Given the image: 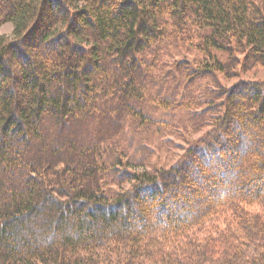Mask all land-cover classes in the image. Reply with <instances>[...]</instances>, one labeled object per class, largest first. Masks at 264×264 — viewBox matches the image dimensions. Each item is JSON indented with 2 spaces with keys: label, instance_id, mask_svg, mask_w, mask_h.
I'll list each match as a JSON object with an SVG mask.
<instances>
[{
  "label": "trees",
  "instance_id": "1",
  "mask_svg": "<svg viewBox=\"0 0 264 264\" xmlns=\"http://www.w3.org/2000/svg\"><path fill=\"white\" fill-rule=\"evenodd\" d=\"M6 22L0 264H264V80L205 81L264 67V0H0Z\"/></svg>",
  "mask_w": 264,
  "mask_h": 264
},
{
  "label": "rangeland",
  "instance_id": "2",
  "mask_svg": "<svg viewBox=\"0 0 264 264\" xmlns=\"http://www.w3.org/2000/svg\"><path fill=\"white\" fill-rule=\"evenodd\" d=\"M15 31V25L13 22H6L3 25L0 26V37H12L14 35ZM201 53L198 52L193 46H185L180 47L178 50H174V53L171 55H168L170 61L174 60H185L189 61L193 65H196L195 63L196 59H199L201 57ZM236 58L239 59V61H242L244 58V53L239 52L237 53ZM200 60V59H199ZM171 63V62H170ZM207 79L205 80L209 85V87L215 88L219 86H226L230 87L234 84L238 83L241 79H262L264 80V67H258V66H251L247 67L241 64L238 61L234 63L233 70L227 73L217 71L215 72V76L206 75ZM169 127V126H168ZM208 124H203L202 121L199 122H187L182 123V125L176 126L173 131H170L168 128V139L166 142H163L162 147H157L158 150L155 154L152 155L151 163L154 164V162L158 165L168 167L174 164L185 152L188 146L191 144V142L197 140L201 136L204 135L206 130L209 129ZM191 130L192 132H190ZM164 135V134H163ZM146 168H149V166H144ZM140 169L143 168V166H139ZM219 222L215 223V221L211 222V226H214L213 229H223L225 227V222H227L225 218H219L217 219ZM216 224V225H215ZM227 224V223H226ZM206 230V229H205ZM204 230V231H205ZM203 231V232H204ZM210 230L206 231L209 232ZM205 233V232H204ZM204 236V234H200V237Z\"/></svg>",
  "mask_w": 264,
  "mask_h": 264
}]
</instances>
